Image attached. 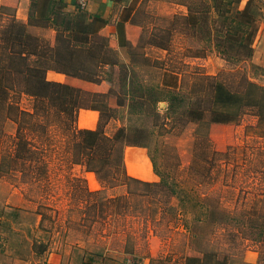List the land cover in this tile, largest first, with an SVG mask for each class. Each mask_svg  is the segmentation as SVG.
Masks as SVG:
<instances>
[{
	"label": "rangeland",
	"instance_id": "rangeland-1",
	"mask_svg": "<svg viewBox=\"0 0 264 264\" xmlns=\"http://www.w3.org/2000/svg\"><path fill=\"white\" fill-rule=\"evenodd\" d=\"M57 1L32 0L29 22L83 34V13L66 16ZM203 1L213 0L114 1L142 28L135 45L104 47L119 63V107L74 85L75 114L51 104L32 113L34 98L18 91L0 101V264H264V96L248 84L264 86V0H233L212 22L197 12ZM0 8V22L15 17ZM209 24L250 36L252 53L208 37ZM101 69L82 79L99 81ZM93 106L97 130L120 129L118 144L146 142L124 147V168L116 146L92 145L77 126L78 111ZM140 147L156 180H144ZM212 189L223 207L214 219L201 202Z\"/></svg>",
	"mask_w": 264,
	"mask_h": 264
},
{
	"label": "trees",
	"instance_id": "trees-1",
	"mask_svg": "<svg viewBox=\"0 0 264 264\" xmlns=\"http://www.w3.org/2000/svg\"><path fill=\"white\" fill-rule=\"evenodd\" d=\"M232 1L233 0H213L212 3L208 5L206 1H203L200 3L202 7L198 9L197 12L201 13L205 18H211L212 22L213 19H219L223 13L226 12L224 6L230 2L232 3ZM66 16L68 15L66 14ZM226 20H228V18L224 16L222 22H227ZM63 21L64 17H61V23H63ZM231 23H235V20L231 19ZM217 25L208 26V32L210 34L208 37L214 36L217 39L219 38L220 40L218 39V41L224 46L227 45L238 48L244 52H242L244 55L249 56L252 53L250 36L239 37L232 34L231 31L230 33L223 34L221 33V26L219 27ZM72 28H74V26H72ZM212 29L215 35H211ZM104 47L109 48L107 44L90 42L86 38L76 39L73 42L64 33L57 34L55 42L51 44L29 33L26 25L18 22L14 15H11L6 21L0 22V101L7 103L9 95L12 92L18 91L19 93L34 98L35 102L32 113L39 108L43 111L48 110V105L51 104L50 108H53L55 110L54 112L57 114L66 113L71 110L75 114L77 110L76 89L64 82L48 79V72L54 71L65 75L95 80L93 73L96 67H101L110 62L105 57L107 53L104 51ZM89 65H91L92 73H86V67ZM19 78L21 79L20 81ZM248 84L264 96V86L258 85L252 81H249ZM220 88L223 89L221 85ZM261 102L263 101L258 99V101H254L253 105L258 106ZM118 104L120 105V103ZM8 106L13 108L11 104ZM17 110H19V112L32 114L18 109V107ZM140 113V109L135 111V114ZM80 130L81 133L84 134L85 140L88 138L92 139V145L104 140V142L109 143L113 149L116 146L118 149V164L121 168H124L123 149L125 146H146L145 141L135 140L131 142L126 139L125 136L121 143L118 144L116 139L120 129L112 136L106 135L103 130ZM147 131L146 129H142L135 133L143 136L148 134ZM20 149L22 152H30L32 148L27 142H23ZM18 150L19 149H17V151ZM3 170L4 166H2V162L0 161V171L3 173ZM157 183L162 185L166 190L168 189L163 182L159 181ZM191 198L194 200V204H199L201 206L199 203L200 197L194 199L195 197L191 196ZM216 198L215 189H212L209 194L203 196L201 201L203 202V199L207 201V207L204 209V212L205 214L208 213L212 215L213 219L218 215H222L221 212L223 211L220 201ZM169 209L171 208L169 207Z\"/></svg>",
	"mask_w": 264,
	"mask_h": 264
},
{
	"label": "crops",
	"instance_id": "crops-1",
	"mask_svg": "<svg viewBox=\"0 0 264 264\" xmlns=\"http://www.w3.org/2000/svg\"><path fill=\"white\" fill-rule=\"evenodd\" d=\"M115 0H88L87 5L84 9H80L76 0H58L56 8L63 14L73 15L82 12L86 19L87 28L82 34L79 29L72 28L71 30L58 29L56 26H40L29 22V10L32 0H15V2H9L8 0L0 1V5H11L15 11V18L18 22L26 25L29 33L36 35L51 44L56 40V35L60 33L66 34L73 42L76 39L86 38L90 42L94 43H109L114 50L123 51L126 44L135 45L142 32L140 24L131 20L130 17H121L119 9L114 10ZM50 32V33H49ZM107 42V43H106ZM118 62H108L102 66L101 73L104 76L99 81H88L82 78L68 76L65 74L49 71L48 76L52 75L54 80L64 82L69 85L81 87L85 90L102 93L108 96L107 108H116L119 89L121 88L118 79ZM261 66L264 67V61H261ZM122 97L131 98L133 97L130 93L121 94ZM100 115V107L93 106L90 108H82L78 111L76 123L80 129H96L98 117ZM114 119V118H112ZM117 130V129H116ZM115 132V131H114ZM113 134L104 133L108 136ZM126 147V146H125ZM125 149H123L124 151ZM142 152L148 159H150L143 149H137ZM132 162L135 164L136 159ZM149 178L144 180H156L157 177L153 172L150 164ZM20 259H13L12 264H24ZM106 258L100 257L94 264H105Z\"/></svg>",
	"mask_w": 264,
	"mask_h": 264
},
{
	"label": "built area",
	"instance_id": "built-area-1",
	"mask_svg": "<svg viewBox=\"0 0 264 264\" xmlns=\"http://www.w3.org/2000/svg\"><path fill=\"white\" fill-rule=\"evenodd\" d=\"M88 0H76V4L79 8L84 9L87 5Z\"/></svg>",
	"mask_w": 264,
	"mask_h": 264
}]
</instances>
